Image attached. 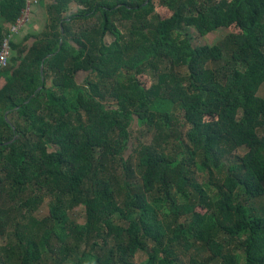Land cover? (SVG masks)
<instances>
[{"label":"trees","instance_id":"obj_1","mask_svg":"<svg viewBox=\"0 0 264 264\" xmlns=\"http://www.w3.org/2000/svg\"><path fill=\"white\" fill-rule=\"evenodd\" d=\"M160 6L55 0L29 52L12 43L0 68V264H264V0ZM24 8L0 0V47ZM183 28L230 31L193 47ZM134 127L152 138L132 166L122 153ZM78 207L84 224L69 215Z\"/></svg>","mask_w":264,"mask_h":264},{"label":"rangeland","instance_id":"obj_2","mask_svg":"<svg viewBox=\"0 0 264 264\" xmlns=\"http://www.w3.org/2000/svg\"><path fill=\"white\" fill-rule=\"evenodd\" d=\"M160 2L161 0H153V3L155 5V8L157 9V11L159 10L160 6ZM158 12H161V10H159ZM95 23L94 20H92L91 22H89L90 26H92ZM118 26L120 29H122V27L120 26V23H118ZM230 29L228 28H220L216 31H213L209 34H207L206 36H201L194 28H183L181 30V33L184 34L185 37H187L191 43V45L193 47H198V46H202V45H215L220 43L229 33ZM114 41V39L111 36L106 37L105 39V43L107 45L112 44ZM178 72L182 75V76H187V70L186 68H180L178 70ZM120 80H123L124 78H126L125 74H122L119 76ZM89 78L88 74L85 73H81L78 75V83L79 85H83L85 83V81ZM259 96L264 98V84L261 86L260 90H259ZM114 104L107 101L105 102V107L107 109H112L114 106ZM152 138V134L150 131H148L146 128H133L131 131V136H130V140H129V145L127 146V148H125L123 150L122 155L127 156V158L129 159V162L132 164V166L135 165L136 160H135V155L133 153L134 148H136V146L138 144H149V142L151 141ZM52 150V149H51ZM246 151V148H240L238 150V153H244ZM114 169L116 170L117 175H119L120 177H122L124 175V171L121 167V164L118 162L116 163V165L114 166ZM197 181L199 183H201V177L197 174ZM137 179V178H136ZM135 180V178H134ZM256 205L261 208L264 206V197L255 200ZM9 210V207H4L0 204V220H3L6 216V212ZM49 214V207L47 204V201H45L40 207L39 209L36 211L35 213V217L42 219L45 218L46 216H48ZM70 217L76 221L79 224H84L86 222L85 219V213L83 208H76L72 211L69 212ZM17 217V213H14L12 218L16 219ZM236 247V245H232L231 248L234 249ZM187 258L188 255L185 257H181V261L182 264H186L187 263ZM146 259V254L144 251L142 252H138L135 257H134V262L136 263H142L144 260Z\"/></svg>","mask_w":264,"mask_h":264},{"label":"crops","instance_id":"obj_3","mask_svg":"<svg viewBox=\"0 0 264 264\" xmlns=\"http://www.w3.org/2000/svg\"><path fill=\"white\" fill-rule=\"evenodd\" d=\"M54 3L55 0H40L39 4L33 8L28 24L23 27L20 33L13 37L12 43L20 45L25 52V55L29 52L38 38L45 33L49 20L48 8ZM80 11H82V8L74 4L64 14V18L69 19L76 16L80 14Z\"/></svg>","mask_w":264,"mask_h":264},{"label":"built area","instance_id":"obj_4","mask_svg":"<svg viewBox=\"0 0 264 264\" xmlns=\"http://www.w3.org/2000/svg\"><path fill=\"white\" fill-rule=\"evenodd\" d=\"M39 2L40 0H25V8L22 10L20 17L14 24L9 26V33L3 39L0 47V68L9 66L11 57L13 56L12 39L28 24L32 10Z\"/></svg>","mask_w":264,"mask_h":264},{"label":"water","instance_id":"obj_5","mask_svg":"<svg viewBox=\"0 0 264 264\" xmlns=\"http://www.w3.org/2000/svg\"><path fill=\"white\" fill-rule=\"evenodd\" d=\"M61 46H62V43H61ZM41 73H43V68L41 69Z\"/></svg>","mask_w":264,"mask_h":264}]
</instances>
